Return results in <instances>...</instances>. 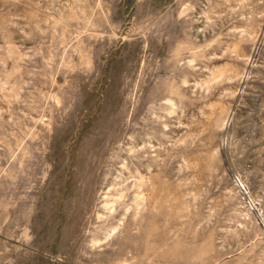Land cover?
<instances>
[{"label": "rangeland", "instance_id": "rangeland-1", "mask_svg": "<svg viewBox=\"0 0 264 264\" xmlns=\"http://www.w3.org/2000/svg\"><path fill=\"white\" fill-rule=\"evenodd\" d=\"M0 264H264V0H0Z\"/></svg>", "mask_w": 264, "mask_h": 264}]
</instances>
